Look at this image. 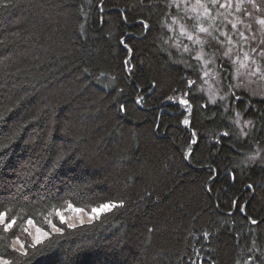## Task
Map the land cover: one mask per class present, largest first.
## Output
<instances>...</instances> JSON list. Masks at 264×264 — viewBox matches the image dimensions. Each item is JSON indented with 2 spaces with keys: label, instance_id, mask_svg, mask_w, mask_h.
Returning <instances> with one entry per match:
<instances>
[{
  "label": "trees",
  "instance_id": "16d2710c",
  "mask_svg": "<svg viewBox=\"0 0 264 264\" xmlns=\"http://www.w3.org/2000/svg\"><path fill=\"white\" fill-rule=\"evenodd\" d=\"M158 18L160 0H0V211L47 229L67 203L124 205L75 230L59 225L63 236L28 257L5 247L17 228L2 233L12 264H246L264 254V153L249 159L264 147V99L236 93L233 109L255 125L239 139L233 112L205 106L201 91L189 93V115L177 97L196 76L169 58ZM80 189L99 199L77 203ZM46 190L70 198L29 209Z\"/></svg>",
  "mask_w": 264,
  "mask_h": 264
},
{
  "label": "snow or ice",
  "instance_id": "6c2138e0",
  "mask_svg": "<svg viewBox=\"0 0 264 264\" xmlns=\"http://www.w3.org/2000/svg\"><path fill=\"white\" fill-rule=\"evenodd\" d=\"M160 2L164 8V19L158 18L156 25L158 30L166 29L169 35L166 39L163 36L159 39L163 40L170 49H174L176 54L182 58L185 67H192L196 76V79L184 78V89L181 95L177 97L179 104L184 106L189 115L192 111V104L187 99L189 93L195 94L203 91L200 85L197 84V80L202 83L207 80H214L218 86L216 94L225 88L227 89L219 97L221 101L220 108L223 112H227L229 104L239 99L234 89H239L242 86L243 77L259 76L264 79V67L248 51H244L245 47H249L252 53L259 52V58L264 60V18L254 17V13L264 15V0H259V2L258 0H160ZM85 19H87L86 16ZM169 19L171 22L167 23ZM253 23L258 24L259 29L254 30ZM141 25L144 29L150 30L148 23L141 21ZM80 27L83 30L84 25L81 24ZM242 28L243 30H241ZM246 33L251 35H246ZM252 44H255V47H252ZM206 48L215 49L210 59L205 58ZM129 51L131 50L129 49ZM215 52H219V57L215 55ZM240 54L243 55V59H241ZM171 55L172 53L169 51V58H171ZM185 57L186 59H184ZM193 60L196 61L194 66L190 63ZM124 63L129 65L128 60H125ZM225 64H227V67H225ZM126 70L131 73L132 68L129 66ZM100 75L103 76L104 73L102 72ZM226 79L229 80L227 85L224 83ZM194 85L195 87H193ZM152 87H156L155 81ZM169 87L173 86L169 85ZM173 91L177 90L173 87ZM229 97L232 100H229ZM169 99L171 100L173 97H169ZM141 100L142 97L136 103L139 104ZM207 103H217L214 95L209 96L205 106H207ZM120 109L123 110V105L120 106ZM233 111L235 112V109ZM183 123L185 125L190 123L188 117L184 118ZM233 123L240 129L238 139L242 136L252 135V129L255 127L253 121L245 120L241 124V114L239 112H235ZM246 129L247 131H245ZM224 135L228 134L225 133ZM192 143H196V141L193 140ZM248 143L253 144L254 138L249 140ZM254 150L255 155L249 157L253 161L261 153H264V147L255 143ZM59 159H63V156ZM52 171L54 169L49 171V175L52 174ZM48 191L50 190H46L37 202L29 204L27 207L36 209L37 204L42 207L52 200L66 201L70 198L63 195L49 196ZM73 196L77 197V203L93 198L99 199V197H95L94 193L86 192L84 189L73 192ZM123 206V202L103 203L99 207L92 208L88 218L90 221H95L101 213L110 212L112 209ZM67 209L78 215L84 211L82 207H73L72 203H67ZM240 210L244 212L243 208ZM33 214L35 215V212ZM55 215L57 217L55 222L52 219H47V226L50 228L51 233L63 236L65 228L58 225H64L72 230L77 228V224L70 222L63 211H57ZM18 219L23 220L24 227L17 226ZM248 220L252 225L258 224L256 219L248 217ZM84 223L85 221L81 217L79 225L82 227ZM35 224L36 222L31 217L24 219L13 215L9 219L7 212L0 211V239H4L2 233H7L13 230L14 227L17 228V232H13L11 243L6 244L5 247H10L20 257H28V247L35 249L37 245L43 243L45 238H50V231H46L39 226L35 227L36 235L34 236L30 228ZM261 227H264V225H261ZM19 232L24 233L30 239V244L26 246V242L20 238ZM208 235L207 232L204 233L205 237ZM250 251L255 253L257 250L253 247ZM9 257L10 254L0 255V264H12V258ZM253 259H257V257L255 255L249 257L246 264H252ZM257 264H264V254L257 259Z\"/></svg>",
  "mask_w": 264,
  "mask_h": 264
},
{
  "label": "rangeland",
  "instance_id": "374dc122",
  "mask_svg": "<svg viewBox=\"0 0 264 264\" xmlns=\"http://www.w3.org/2000/svg\"><path fill=\"white\" fill-rule=\"evenodd\" d=\"M258 2H259V0H258ZM254 17L264 18V15H261L260 13H254ZM259 27L260 26L258 24L253 23V29L254 30L259 29ZM241 30H243V28ZM246 35H251V34L250 33H246ZM258 35H259V33H258ZM252 47H255V44H252ZM169 51H171L172 56H174L180 63H183L182 62V58L176 54L174 49H170L169 48ZM214 51H215V49H213V48H206L205 49V58L206 59L212 58V55H213ZM244 51H248L249 54L252 55L254 59H257V62L261 63L262 67H264V60H261L259 58V52L252 53L249 47H245ZM215 55L217 57H219L220 54H219V52H215ZM240 57H241V59H243V55L242 54H240ZM184 59H186V57ZM191 62L196 63V61H194V60L191 61ZM225 67H227V64H225ZM225 75H227V73H225ZM242 80H243L242 86L239 89H234V91H236V93L241 92V91H245V92L249 93L250 95H252L254 97H258V98L264 99V79H261L259 76H254V77L245 76V77L242 78ZM228 82H229V80L226 79L224 81L225 85H227ZM233 82H235V81H233ZM217 87L218 86L216 85L214 80H207V81H205L203 83L201 82V89H203V91H201V92L207 97V99H209L210 95H214V98L216 99L217 103L218 102L221 103L219 97L221 95H223L224 91H226L227 89L225 88L223 91H220L218 94H216L217 93ZM229 100H232V98L229 97ZM228 110L233 112V115H234L233 119H235V112L236 111L235 112L233 111L232 103L229 104V109ZM242 123H243V119L241 117V124ZM258 159H259V157H258ZM62 211L64 212L66 218H68L70 222H75L77 224V226H80L79 225V219L81 217L85 221L84 224H91V223L94 222V221H90L89 218H88L89 215L91 214V211H85L84 210L79 215L77 213H75V212H72L71 210H68L67 208L62 210ZM103 214L104 213H101L97 217V219H99ZM36 226H38V225L35 224V226L30 228V231H32L34 236L36 235V231H35V227ZM44 230L50 231V228H47V229L44 228ZM52 234H56V233H51V231H50V235H52ZM45 239H47V238H45Z\"/></svg>",
  "mask_w": 264,
  "mask_h": 264
}]
</instances>
